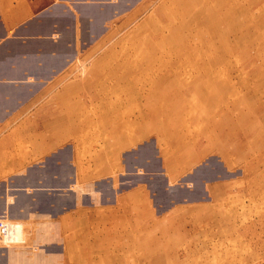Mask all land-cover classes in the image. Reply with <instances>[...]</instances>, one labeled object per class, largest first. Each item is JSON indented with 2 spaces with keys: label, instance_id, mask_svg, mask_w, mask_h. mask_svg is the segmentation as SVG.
<instances>
[{
  "label": "rangeland",
  "instance_id": "rangeland-1",
  "mask_svg": "<svg viewBox=\"0 0 264 264\" xmlns=\"http://www.w3.org/2000/svg\"><path fill=\"white\" fill-rule=\"evenodd\" d=\"M120 2L101 0L91 14L106 18L88 37L76 21L64 48L74 57L27 105V148L35 116L59 109L73 114L58 124L63 142L81 141L93 160L108 141L119 162L121 117L127 141L154 143L159 171L116 209L94 193L96 171L89 232L76 218L57 242L32 246L28 264H264V0ZM119 171L124 184L135 179L116 169L115 188ZM0 219L1 243L22 242L21 224Z\"/></svg>",
  "mask_w": 264,
  "mask_h": 264
},
{
  "label": "crops",
  "instance_id": "crops-1",
  "mask_svg": "<svg viewBox=\"0 0 264 264\" xmlns=\"http://www.w3.org/2000/svg\"><path fill=\"white\" fill-rule=\"evenodd\" d=\"M120 3L113 0L114 10ZM102 10L101 0H0V218L20 223L24 238L12 244L0 240V264H28V256H35L32 246L57 242L59 235L74 227L76 218L82 222V233L89 232L90 182L96 171L101 173L102 184L94 193L101 206L115 209L129 203L141 189L149 190L147 175L159 171L154 143L148 139L127 141L130 137L124 135L128 131H124L121 117L112 131L120 138L119 162L115 144L112 148L108 141L93 160L82 157L81 141L63 142L58 124L70 122L72 113L61 116L59 109L35 116L31 132L35 145L28 151L27 105L55 89L52 77L74 57L64 48L75 41L76 21L86 28L88 37V28L103 24L106 18L100 13L93 19L91 12ZM37 44L48 49L39 50ZM70 90L72 85L66 84L55 102ZM48 127L54 132L47 133ZM163 164L160 158L161 169ZM116 169H124L135 179L124 184V172L119 171L115 188L112 172ZM171 177H166L168 182Z\"/></svg>",
  "mask_w": 264,
  "mask_h": 264
},
{
  "label": "built area",
  "instance_id": "built-area-1",
  "mask_svg": "<svg viewBox=\"0 0 264 264\" xmlns=\"http://www.w3.org/2000/svg\"><path fill=\"white\" fill-rule=\"evenodd\" d=\"M6 222H5V219H0V234L1 235H4L6 233Z\"/></svg>",
  "mask_w": 264,
  "mask_h": 264
},
{
  "label": "bare ground",
  "instance_id": "bare-ground-1",
  "mask_svg": "<svg viewBox=\"0 0 264 264\" xmlns=\"http://www.w3.org/2000/svg\"><path fill=\"white\" fill-rule=\"evenodd\" d=\"M6 225H7V226H6V228H7L6 233H5L4 235H1V234H0L1 236H6V235L8 234V224L6 223Z\"/></svg>",
  "mask_w": 264,
  "mask_h": 264
}]
</instances>
